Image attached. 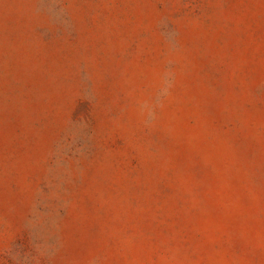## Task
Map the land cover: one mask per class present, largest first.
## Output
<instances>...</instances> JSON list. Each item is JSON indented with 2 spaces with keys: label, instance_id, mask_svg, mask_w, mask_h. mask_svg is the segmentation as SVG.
<instances>
[{
  "label": "rangeland",
  "instance_id": "374dc122",
  "mask_svg": "<svg viewBox=\"0 0 264 264\" xmlns=\"http://www.w3.org/2000/svg\"><path fill=\"white\" fill-rule=\"evenodd\" d=\"M0 264H264V0H0Z\"/></svg>",
  "mask_w": 264,
  "mask_h": 264
}]
</instances>
